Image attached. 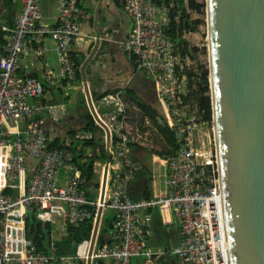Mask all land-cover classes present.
<instances>
[{
	"label": "built area",
	"instance_id": "1",
	"mask_svg": "<svg viewBox=\"0 0 264 264\" xmlns=\"http://www.w3.org/2000/svg\"><path fill=\"white\" fill-rule=\"evenodd\" d=\"M56 2L55 24L44 21L41 0H20L13 26L0 24L4 30L0 55V264H77L79 260L85 264L86 251L57 254L53 244L48 250L38 248L26 234L23 218L27 212H34L40 220L50 222L57 214L67 224L90 218L93 225L100 205L103 209L112 208L114 213L110 239L96 242L93 259L108 258L110 264H137L134 258L141 257V264H158L161 254L171 252L179 264H227L222 179L215 141L213 147L197 144L200 123L207 122L192 114L184 101L189 89L188 76L168 30L171 21L178 20L179 13L173 14L172 9L180 2L119 0L131 21L119 45L152 78L160 107L171 120L177 147L158 154L166 166L164 193L132 197L129 185L135 169L130 148L134 138L122 118L125 90L101 94L99 101L113 106L108 119L98 113L110 130L109 138L104 133L102 141L108 150L109 166L102 202L98 196L89 198L81 186L82 177L68 143L50 146L52 138L35 115L42 109L59 118L63 104L44 102L41 79L19 73L25 54L43 53L47 35L59 66L54 72L45 61L44 79L52 83L58 77L66 83L77 79L70 44L83 36L80 21L86 11L80 0ZM91 136L85 129L74 134L79 139ZM28 157L33 159L34 166L25 187L15 195L3 192L4 186L17 185ZM61 171H65L62 180ZM154 208L166 212L180 228L181 239L171 248L152 250L146 243Z\"/></svg>",
	"mask_w": 264,
	"mask_h": 264
},
{
	"label": "water",
	"instance_id": "2",
	"mask_svg": "<svg viewBox=\"0 0 264 264\" xmlns=\"http://www.w3.org/2000/svg\"><path fill=\"white\" fill-rule=\"evenodd\" d=\"M100 3L101 0L96 6L94 24ZM210 14L215 113L231 262L264 264V0H210ZM94 33L92 46L80 63L83 92L79 98L85 101L86 112L92 115L98 131H104L108 139L109 127L93 104L85 73V66L95 57L100 43L97 27ZM210 100L213 122L211 95ZM106 170L107 166L99 186L101 202ZM102 212L100 205L88 238L85 264H93L91 255Z\"/></svg>",
	"mask_w": 264,
	"mask_h": 264
},
{
	"label": "crops",
	"instance_id": "3",
	"mask_svg": "<svg viewBox=\"0 0 264 264\" xmlns=\"http://www.w3.org/2000/svg\"><path fill=\"white\" fill-rule=\"evenodd\" d=\"M85 8V15L80 21V28L83 36L70 44V53L83 60L85 54L90 50L93 42V33L95 27L98 28L100 34V43L97 48V53L93 59H90L85 66L87 81L92 94L93 102L97 112L104 118L108 119L110 115V107L112 105H103L99 101V97L103 93L115 92L124 89L122 100L124 102L123 122L125 127L132 133L133 141L131 144L130 156L135 169V177L129 185V193L132 197L143 196L144 191L149 192V195H160L165 191V172L166 166L163 160L158 157V154H150L142 146V141L135 138L132 124L128 122L130 108L136 109V112L144 119L145 123L152 121L144 112L141 103L159 111L160 104L152 78L142 69H140L133 57L128 56L120 47L119 40L124 38L131 26V21L126 14L119 0H101L98 9V18L96 24L95 10L99 0H80ZM42 12L44 21L49 24L57 22V2L56 0H41ZM20 8V0H0V24L13 26L15 18ZM95 34V33H94ZM4 40V30L0 27V55L2 53L1 43ZM31 44L35 46L32 39ZM45 48L41 55H35L33 52L25 54L21 58V66L19 73L21 75L31 74L41 79L43 83V94L41 99L44 102H60L63 104V113L59 118L49 115L46 110L39 109L36 111V116L39 117L46 132L51 138L59 137L61 143H69L74 137L76 130H83L87 114L85 109V101L81 100L80 93L83 92V83L81 76L76 80L66 83L64 79L58 77L57 82L52 83L44 79V62L47 61L49 67L54 71H58V57L53 48L51 39L46 35L44 39ZM82 62V61H81ZM80 69V67H79ZM103 108V112H100ZM153 123V122H152ZM153 125V124H152ZM154 129L156 127L153 125ZM86 130V129H85ZM157 130V129H156ZM70 131H74L72 135L66 138ZM90 131V130H87ZM158 131V130H157ZM68 132V133H67ZM92 132V131H90ZM159 132V131H158ZM103 131H98L95 128V138H101L103 141ZM136 134L139 135L138 132ZM71 137V138H70ZM94 147L85 146L83 152L89 154ZM150 154V155H149ZM108 157L103 161H95L93 166L96 171V178L101 184L104 167L106 170L105 188L107 185L108 173ZM34 166L32 158L26 159L25 168L22 177L15 183L16 193L19 188L25 187L28 177L30 176ZM141 166L146 168L147 173L142 170ZM65 171L60 172L61 180L64 178ZM107 207L103 209L100 218L99 235L104 241H109L111 224L110 220L113 216V210ZM152 227L146 234V243L152 250H162L171 248L181 239L180 228L166 212L161 213L158 208L152 209ZM110 216L109 224L104 221L103 215ZM165 215V216H164ZM51 223V238L57 239L67 232V223L62 216L55 214ZM106 227L107 230H102ZM88 243V241H87ZM87 248V247H86ZM161 258L158 264H179L175 254L164 252L160 255ZM159 256V257H160ZM98 264H110L108 258H97ZM134 261L141 264V257H135Z\"/></svg>",
	"mask_w": 264,
	"mask_h": 264
},
{
	"label": "trees",
	"instance_id": "4",
	"mask_svg": "<svg viewBox=\"0 0 264 264\" xmlns=\"http://www.w3.org/2000/svg\"><path fill=\"white\" fill-rule=\"evenodd\" d=\"M180 5L178 7H173L172 13H179L178 20H172L168 30L172 38L176 41L178 47V52L182 57L195 58L197 56L196 50H199L196 46H190L188 41L183 38V33L186 30H197L198 24L203 22V19L200 17L193 18L190 15V12L187 8H193L195 11L202 12L205 5L206 12V0L197 1V0H178ZM185 4V5H184ZM206 23H207V13H206ZM206 34H207V24H206ZM202 52L206 53V47L202 48ZM71 57L74 61L77 78H80V63L81 58L72 55ZM197 69L198 72L192 71V69H185V72L188 76V92L184 96V101L188 107H196V115L205 122H210L212 118V108H211V89L209 84V64L207 62L208 68L201 63L200 59L197 58ZM193 77L197 80L193 82ZM144 112L150 117L154 126L162 135V137L167 142L168 146L165 149L167 152H172L177 147V141L174 136V132L171 125V120L169 119L168 114H166L161 108L159 111L146 106L144 103H141ZM87 119L85 122L86 130L92 131V136L90 138H72L67 145L72 151V159L75 162L81 177L82 182L81 186L86 190L87 196L91 199H95L99 195V186L100 183L96 178V171L94 170V162L99 160H105L107 152L105 150L101 138H95V128L98 127L97 123L93 119L90 113L87 114ZM74 131H70L66 138L72 135ZM71 138V137H70ZM60 143L59 137H54L50 141V146L58 145ZM85 146L94 147L93 151L89 154L83 152ZM150 155V154H149ZM142 170L147 173L146 168L141 166ZM3 192L16 194V188L12 186H4L2 188ZM143 196H149V192L144 191ZM91 208H94L91 205ZM160 210V209H159ZM104 221L106 224H109L110 216L103 215ZM111 221V220H110ZM23 223L25 227V232L30 236L33 241L36 243L38 248L48 250L50 249L51 244L55 246V251L57 254H84L87 247V241L91 232V219L84 218L76 224L68 223L67 232L64 235H61L57 239L51 238V223L49 221H42L35 216L34 212H27L26 216L23 218ZM104 240L99 235L97 244L103 243ZM161 258V256L158 258ZM162 260V258H161ZM98 259L95 258L93 264H98ZM164 262L162 261L161 264ZM77 264H84L82 260H79Z\"/></svg>",
	"mask_w": 264,
	"mask_h": 264
},
{
	"label": "rangeland",
	"instance_id": "5",
	"mask_svg": "<svg viewBox=\"0 0 264 264\" xmlns=\"http://www.w3.org/2000/svg\"><path fill=\"white\" fill-rule=\"evenodd\" d=\"M187 1V0H186ZM197 1H204L205 0H197ZM185 5V4H184ZM188 10L190 12V15L193 18L200 17L203 19V22H200L198 24L197 30H186L183 33V38L188 41V44L190 46H196L199 48V50H196L197 56L195 58H190L188 56L182 57L180 54V60L184 64V69H192L194 72H198L197 69V58L200 59L201 63L204 64L207 68V62L209 64V57L210 52L207 48V42L205 40L207 34H206V12H205V5L203 7L202 12L195 11L193 8L188 7ZM206 47V53L202 52V48ZM209 79V75H208ZM197 79L193 77V82H195ZM210 84V83H209ZM103 108H100V112H103ZM129 110V117L128 122L132 124V130L134 133L135 138L140 139L143 143L142 146L145 148L146 151H150V154H161L162 152H167L165 149L167 148L168 144L165 141V139L162 137V135L152 127L154 124L152 121L149 123H145L144 119L136 112V109L130 108ZM189 110L192 114H196V107H190ZM212 119V118H211ZM203 121V120H202ZM153 124V125H152ZM213 124L210 122L207 123H200V128L198 130V141L197 144H203L204 146H214V141L216 143L215 139V131L212 129ZM136 132L139 133L136 134ZM133 143H136L133 141ZM132 143V144H133ZM112 208L107 207L105 210L108 212V210ZM94 262V260H93Z\"/></svg>",
	"mask_w": 264,
	"mask_h": 264
},
{
	"label": "bare ground",
	"instance_id": "6",
	"mask_svg": "<svg viewBox=\"0 0 264 264\" xmlns=\"http://www.w3.org/2000/svg\"><path fill=\"white\" fill-rule=\"evenodd\" d=\"M206 13H207V36L205 38L209 52H210V57H209V83H210V89H211V98L213 101V111H214V124L212 126V129L215 131V139H216V157L217 161L219 163V168L222 174V163H221V152H220V142H219V131H218V124H217V115L215 113V103H216V95H215V79H214V70H213V55H212V48H211V14H210V0H206ZM222 192H223V208H224V216H225V227H226V235H227V247H228V255L229 259L227 261V264H232L231 262V254H230V245H229V237H228V227H227V219H226V210L224 207V185L222 184Z\"/></svg>",
	"mask_w": 264,
	"mask_h": 264
}]
</instances>
